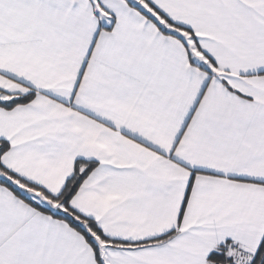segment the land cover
Returning a JSON list of instances; mask_svg holds the SVG:
<instances>
[{
  "label": "snow or ice",
  "instance_id": "obj_1",
  "mask_svg": "<svg viewBox=\"0 0 264 264\" xmlns=\"http://www.w3.org/2000/svg\"><path fill=\"white\" fill-rule=\"evenodd\" d=\"M0 264H264V0H0Z\"/></svg>",
  "mask_w": 264,
  "mask_h": 264
}]
</instances>
